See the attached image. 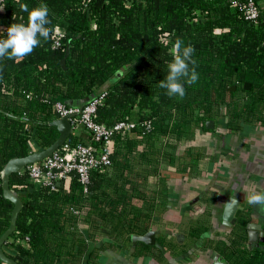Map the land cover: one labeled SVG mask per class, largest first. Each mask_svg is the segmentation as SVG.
Wrapping results in <instances>:
<instances>
[{"label":"trees","instance_id":"16d2710c","mask_svg":"<svg viewBox=\"0 0 264 264\" xmlns=\"http://www.w3.org/2000/svg\"><path fill=\"white\" fill-rule=\"evenodd\" d=\"M233 1L6 0L1 5L0 38H6L11 24H27L25 5L31 11L47 4L51 21L48 40L30 55L0 60L1 183L11 159L57 140V129L44 124L59 118L58 101L70 107L71 101L106 92L95 120L105 126L136 124L131 132L115 135L111 164L92 172L87 192L77 178L57 182L53 190L25 174L11 176L23 209L3 247L8 257L18 264H100L99 253L114 246L103 239L119 242L149 232L159 204L168 198L162 161L173 160L179 144L194 140L198 130L264 128V10L256 0L261 18L255 27ZM54 29L64 35L59 48ZM177 38L195 48L199 73L195 84H185L183 98L169 97L159 87ZM210 121L213 130L206 127ZM68 143L96 146L84 132ZM185 157L193 163L198 158L190 151ZM13 207L0 186V237ZM250 222L246 210L225 240L204 242L229 264H264V243L248 242ZM207 230L204 224L193 227L190 238L198 242Z\"/></svg>","mask_w":264,"mask_h":264},{"label":"crops","instance_id":"0c3cea01","mask_svg":"<svg viewBox=\"0 0 264 264\" xmlns=\"http://www.w3.org/2000/svg\"><path fill=\"white\" fill-rule=\"evenodd\" d=\"M189 151L198 157L195 163L189 157L181 158ZM173 156L161 164L163 176L169 177L168 198L159 204L149 230L165 252L155 245L133 242L132 236L149 232L119 242L105 238L106 245L114 246L99 253L100 264H214L220 254L204 241L225 240L230 234L237 220L232 227L224 224L230 198L240 200L242 214L251 212V224L263 226L264 213L249 205L246 197L264 190V128L244 125L238 133L224 128L198 130L196 138L179 144ZM202 224L208 230L195 242L190 231Z\"/></svg>","mask_w":264,"mask_h":264},{"label":"built area","instance_id":"2783aa9c","mask_svg":"<svg viewBox=\"0 0 264 264\" xmlns=\"http://www.w3.org/2000/svg\"><path fill=\"white\" fill-rule=\"evenodd\" d=\"M91 1V0H88ZM6 0H0V7ZM232 6H239L244 18L255 27L260 23L261 9L256 0H238L233 1ZM64 35L57 29H54L52 39L54 47L61 46V40ZM106 92L100 93L94 100L81 108L67 107L63 102L55 103V110L59 118L69 117L74 134L84 132L90 136L91 141L96 144H66L57 150L51 157L27 166L19 175H27L29 179L38 186L51 187L56 190L55 184L60 181H69L77 178L84 186L87 192L91 183V175L95 170H104L111 164V155L114 152V137L116 134H127L131 132L136 124L134 122H120L113 126H105L98 123L95 118L97 111L105 103ZM151 122H145L148 130L151 128ZM37 151V150H36ZM34 152V151H33ZM0 186L2 183L0 182ZM73 213L80 216L79 210H73Z\"/></svg>","mask_w":264,"mask_h":264},{"label":"clouds","instance_id":"9594fccd","mask_svg":"<svg viewBox=\"0 0 264 264\" xmlns=\"http://www.w3.org/2000/svg\"><path fill=\"white\" fill-rule=\"evenodd\" d=\"M23 10L28 12L27 24L13 23L7 27L6 38H0V60H23L40 46L42 39L46 41L50 36V10L47 4L41 3L31 11L25 5ZM194 53L195 48L191 44L185 45L180 38L174 41L173 59L168 63L165 78L159 83V87L166 90L167 96L183 98L186 94L185 84H195L198 81ZM246 199L249 205L264 213V190L252 191Z\"/></svg>","mask_w":264,"mask_h":264},{"label":"water","instance_id":"95a60500","mask_svg":"<svg viewBox=\"0 0 264 264\" xmlns=\"http://www.w3.org/2000/svg\"><path fill=\"white\" fill-rule=\"evenodd\" d=\"M2 13H0V17H2ZM70 52L69 45L67 47L66 58L68 57ZM65 58V59H66ZM65 59L63 60L62 64L65 66ZM246 88H249V84L245 85ZM236 88H229V90H235ZM96 96H92L83 100L78 101H71L69 102V106L72 108H81L85 104L94 100ZM75 115H71L69 117L58 118L51 122L50 125L55 127L58 131V138L57 140L48 148L44 150H37L26 157H16L11 159L4 167L3 172L1 174L2 178V190L3 196L5 199L9 200L13 203L14 207L11 214V221L9 228L1 235L0 237V260L4 264H18L15 260L8 257L4 251V245L8 241V239L14 234L17 228L18 218L23 209V202L18 194L17 191L11 188L10 179L11 176L14 174H19L23 171L27 166L41 162L49 157H51L57 150L63 147L66 142L74 135V129L72 127V123L70 118H73ZM24 120H28V118H23ZM207 129L212 130L214 128V122L210 121L206 124ZM240 200L236 198H230L227 201L224 213H223V220L224 224L228 227H232V221L238 219L242 214V210L239 208ZM248 231V242L250 245L255 247H260L261 243H264V231L263 226L258 224H248L247 226ZM132 240L134 243L142 242L147 245H155L157 248L161 249L165 252L164 248L154 241V234L153 232H149L144 236H132ZM214 264H229L222 256L217 255Z\"/></svg>","mask_w":264,"mask_h":264},{"label":"rangeland","instance_id":"374dc122","mask_svg":"<svg viewBox=\"0 0 264 264\" xmlns=\"http://www.w3.org/2000/svg\"><path fill=\"white\" fill-rule=\"evenodd\" d=\"M78 133V132H77Z\"/></svg>","mask_w":264,"mask_h":264}]
</instances>
